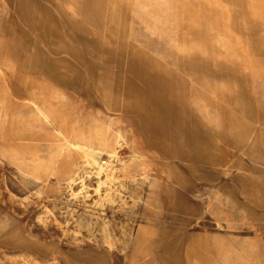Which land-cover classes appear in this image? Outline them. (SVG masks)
I'll use <instances>...</instances> for the list:
<instances>
[{
  "label": "rangeland",
  "instance_id": "rangeland-1",
  "mask_svg": "<svg viewBox=\"0 0 264 264\" xmlns=\"http://www.w3.org/2000/svg\"><path fill=\"white\" fill-rule=\"evenodd\" d=\"M0 264H264V0H0Z\"/></svg>",
  "mask_w": 264,
  "mask_h": 264
},
{
  "label": "bare ground",
  "instance_id": "bare-ground-1",
  "mask_svg": "<svg viewBox=\"0 0 264 264\" xmlns=\"http://www.w3.org/2000/svg\"><path fill=\"white\" fill-rule=\"evenodd\" d=\"M33 107H34V109L37 112V115L39 117H41L44 121H47V122L50 121V116H51L50 110L51 109L47 108V106H42V104H33ZM37 115H35V116H37ZM77 132H79V131L78 130L77 131H75V130L72 131V133L75 134V135L77 134ZM56 133L60 134L61 132H60V130H58ZM116 138H120V136L119 135H115V134H111L109 137L99 138L98 139V138H86L85 136H82V134H81L80 139L84 141L83 145L79 146L76 143L70 142V146L69 147L70 148H77V149L81 150L83 153L85 152V149L90 150V151L93 150V151L99 152L98 149L100 148L102 151H104L105 154L108 156V160H109L108 163H106L105 166L98 165V164L94 163V166L91 167V170L94 171V173L96 174L97 178H99L100 175H104L106 178L110 179L113 176L112 175L113 171H115V170L116 171L125 170L131 165V163H129V162L125 161V160L124 161L123 160H118V159L116 161L113 160V157H115V154H116V148H115V144H116L115 143V139ZM84 155H85V153H84ZM33 160L34 159H32V161ZM49 160H50V155H49V159H43V161H45V162H49ZM93 162H94V160H93ZM72 180L73 179L70 178V182L69 183H71ZM99 191H101V190H99ZM106 192H108V191H106ZM105 193H104V195H105ZM105 199H107V198H105Z\"/></svg>",
  "mask_w": 264,
  "mask_h": 264
}]
</instances>
